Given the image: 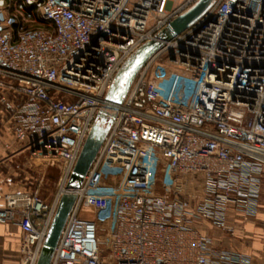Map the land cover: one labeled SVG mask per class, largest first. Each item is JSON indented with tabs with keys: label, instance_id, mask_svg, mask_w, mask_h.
Returning <instances> with one entry per match:
<instances>
[{
	"label": "built area",
	"instance_id": "2783aa9c",
	"mask_svg": "<svg viewBox=\"0 0 264 264\" xmlns=\"http://www.w3.org/2000/svg\"><path fill=\"white\" fill-rule=\"evenodd\" d=\"M199 1L0 0L5 125L33 165L43 161L61 173L50 202L38 189L4 196L0 223L21 230V264L38 263L68 191L76 201L51 264H254L249 254L216 246L210 232L231 235L239 218L260 212L264 0H217L164 40L170 23ZM154 43L159 49L131 87L124 93V81L113 96L116 79ZM163 55L191 74L189 103L162 100L158 82L147 78ZM106 118L110 129L88 173L68 189L88 137ZM110 155L122 172L142 173L144 187L110 195V204L90 199L95 217L105 212V227L81 212Z\"/></svg>",
	"mask_w": 264,
	"mask_h": 264
},
{
	"label": "rangeland",
	"instance_id": "374dc122",
	"mask_svg": "<svg viewBox=\"0 0 264 264\" xmlns=\"http://www.w3.org/2000/svg\"><path fill=\"white\" fill-rule=\"evenodd\" d=\"M152 49L157 51L159 49V44L154 43ZM144 58V52L139 53L134 60V63L128 64V67L121 73V75L116 79L113 92L111 94L116 96L115 92L120 90V85L122 82H129V87L134 83L138 77V73L144 64H140ZM147 78L150 80H156L160 87V96L162 100H165L170 103H180L185 102L189 103L193 95L194 82L191 77V74L186 71L185 66L181 64H174L171 62V56L159 57L157 60L150 65V68L147 72ZM118 93V92H116ZM130 149V148H129ZM134 154V153H133ZM136 157V155H134ZM138 159V158H137ZM30 160V159H29ZM138 161V160H137ZM31 162V165L35 167ZM39 165L35 167L37 171L32 170V177L30 185L32 186L31 190L38 189L39 195L42 199L52 201L54 195L60 187V169L56 166L47 165L43 161H36ZM133 162L136 160L133 159ZM142 173L137 172L136 170H131L129 172H122L118 165V162L113 159V157L107 156L103 163L99 166L93 178L90 180L89 187L90 191L88 196H86L85 206L82 207L83 211L81 212V217L88 218L91 220H97L100 222L102 218L105 217V212H98V217H95V204L90 199L104 198L108 204H110L111 197L110 195H115L116 198H119L122 194H137L143 191V180ZM122 186L120 190L116 188ZM88 192V191H87ZM87 195V193H86ZM264 211V182L262 187L261 194V203H260V212ZM258 215L253 218H239L236 222L237 229L244 227L246 222L258 221ZM105 227L107 223L102 222ZM213 231L211 230V234ZM219 232V231H217ZM103 232V236H104ZM234 234V233H233ZM231 234V236L233 235ZM229 235V234H228Z\"/></svg>",
	"mask_w": 264,
	"mask_h": 264
},
{
	"label": "crops",
	"instance_id": "0c3cea01",
	"mask_svg": "<svg viewBox=\"0 0 264 264\" xmlns=\"http://www.w3.org/2000/svg\"><path fill=\"white\" fill-rule=\"evenodd\" d=\"M141 52H144L140 63L143 64L154 49L148 47ZM35 164V167L39 166L36 161ZM35 167L31 165L25 144L17 142L6 127L0 107V206L4 205V196L8 192L32 189L30 181L34 178L31 172L37 171ZM257 219V222H246L240 230L236 225L232 236L213 231L215 245L249 254L254 264H264V211L259 212ZM231 225L235 226V222L231 221ZM21 240L22 233L16 225L0 223V264H21Z\"/></svg>",
	"mask_w": 264,
	"mask_h": 264
},
{
	"label": "water",
	"instance_id": "95a60500",
	"mask_svg": "<svg viewBox=\"0 0 264 264\" xmlns=\"http://www.w3.org/2000/svg\"><path fill=\"white\" fill-rule=\"evenodd\" d=\"M216 1L217 0H200L188 11L172 21L170 25L164 30L161 37L164 40H171L177 35L182 34L202 15H204ZM171 59H174V57L171 56ZM107 129L108 126L105 125L103 127L102 123L97 124L93 128L92 133L88 137L75 166L72 179L67 185L68 189L78 187L81 184L83 177L88 173L103 143ZM75 201L76 195L74 194H64L62 196L37 264H51L54 250L59 242L61 233L65 227Z\"/></svg>",
	"mask_w": 264,
	"mask_h": 264
},
{
	"label": "bare ground",
	"instance_id": "6f19581e",
	"mask_svg": "<svg viewBox=\"0 0 264 264\" xmlns=\"http://www.w3.org/2000/svg\"><path fill=\"white\" fill-rule=\"evenodd\" d=\"M150 48H151V46H150ZM145 65H146V64H145ZM141 69H142V68H141ZM128 86H129V82L127 83V86H126V88L124 89V93H125V91L127 90ZM106 120H108V118H106L105 121H106ZM102 125H103V127H104V126L106 125V122H103ZM110 125H111V124L109 123V126H108V129H107L106 133H107L108 130L110 129ZM105 135H106V134H105ZM69 193H70V192L68 191L67 194H69ZM72 193H73V192H71L70 194H72Z\"/></svg>",
	"mask_w": 264,
	"mask_h": 264
},
{
	"label": "trees",
	"instance_id": "16d2710c",
	"mask_svg": "<svg viewBox=\"0 0 264 264\" xmlns=\"http://www.w3.org/2000/svg\"><path fill=\"white\" fill-rule=\"evenodd\" d=\"M12 105H13V103H12ZM0 107L2 108V110H4V111H6L7 109H6V107H3L1 104H0ZM104 122H105V120H104ZM25 190H31L30 189V187H28V188H26Z\"/></svg>",
	"mask_w": 264,
	"mask_h": 264
}]
</instances>
